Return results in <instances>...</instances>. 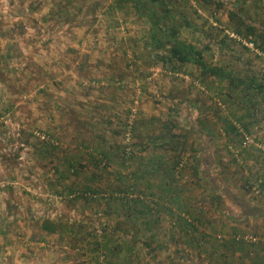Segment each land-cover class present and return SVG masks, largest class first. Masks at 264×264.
Masks as SVG:
<instances>
[{
	"label": "rangeland",
	"instance_id": "374dc122",
	"mask_svg": "<svg viewBox=\"0 0 264 264\" xmlns=\"http://www.w3.org/2000/svg\"><path fill=\"white\" fill-rule=\"evenodd\" d=\"M167 1L173 7L167 27L177 31L180 43L199 49L208 64L220 67L225 72L222 82L203 79L192 64H175L168 46H154L153 26L132 2L0 0V264H92L93 234L99 235L102 226L111 232L123 221V209L117 212L103 197L72 199L69 192L85 184L94 169L96 189L129 184L130 171L144 169L152 154L137 151L142 161L122 165L127 131L130 141L135 135L137 150L146 139L160 142L156 136L171 122L195 148L205 178L199 186L183 178V198L194 212L204 210L208 223L198 226L193 236L196 248L173 245L182 254L178 260L176 252L149 258L137 231L130 228L138 241L130 264L146 259L149 264H246L248 252L209 249V242L202 244V233L264 237V97L259 94L250 101L239 89L230 90V84L241 80L264 85V58L231 36L253 41L245 32L236 34L235 22L228 19L229 11L237 10L264 32V2ZM71 115L78 124H72ZM225 123L244 134L238 129L227 134ZM81 139L93 160H106V169L97 164V169H83L84 174L69 173L63 155H84ZM157 153L165 161L172 156ZM60 165L65 176L58 181ZM259 181L255 194L251 186ZM212 188L221 197L220 208L209 200ZM159 216L160 236L167 238L172 221L164 209ZM43 220L68 229L62 235H45L39 228ZM103 264L125 260L121 255Z\"/></svg>",
	"mask_w": 264,
	"mask_h": 264
},
{
	"label": "trees",
	"instance_id": "16d2710c",
	"mask_svg": "<svg viewBox=\"0 0 264 264\" xmlns=\"http://www.w3.org/2000/svg\"><path fill=\"white\" fill-rule=\"evenodd\" d=\"M126 2H132L133 6L143 9L142 16L149 20L150 24L153 26V34L150 38L153 40L154 46L163 47L168 50L169 59L174 61L177 65L192 64L200 72L203 79L214 78L219 82H222L225 78V72L217 66L208 64L203 56L202 51L196 49L193 46H186L179 42L177 37V31L170 27L169 18L170 12L173 7L170 5V1L167 0H125ZM210 1V0H209ZM213 1V0H212ZM211 2V1H210ZM218 8L221 7V2L218 1ZM135 7V8H136ZM138 9V10H141ZM160 15H159V14ZM228 19L234 23L235 33L242 34L245 32L244 36H248L253 39L254 44L264 53V32L259 30L257 27L247 23L245 18L237 11L230 10L228 13ZM163 26L165 31L162 30ZM153 48V46H152ZM231 83V79L229 81ZM232 87V88H231ZM110 89H114L112 84L109 86ZM242 93L250 101L256 98L259 94L264 97V85L262 83H256L255 80H241L237 85L230 84V90L232 92ZM264 101V99H263ZM72 124H78V118L75 116L69 118ZM152 122L154 120L152 119ZM71 123H68L70 126ZM225 130L227 134L236 132V127H233L230 123H225ZM242 125V124H241ZM243 129L247 130V124L242 125ZM77 127V125L75 126ZM135 128V127H134ZM162 131L158 133L156 139H160V142L155 143V139H146L143 147H139L135 150V140L133 138L129 145H124L121 150V163L125 167L131 166L133 161L141 159L137 158V151L144 152L149 151L152 154V160L148 161L146 167L142 170L133 169L130 171L129 177L132 178L129 184H121L118 187L112 188L107 185L102 190L96 189L92 184L96 180L95 169L92 174H89L86 179L85 184L76 185L75 188L69 192L72 199H83V200H96L99 197H103L102 200L105 204H111L117 212H120L118 208L123 209L122 222L116 223L115 227L109 232L102 226L100 229V234L96 233L93 236L96 238L93 244V248L89 250L91 253V263L92 264H103L109 263L114 258L121 257L123 255L125 264H130V256L134 253L137 239L141 242L139 245H143L146 254L149 258L157 257L156 254L166 253V256L171 254H176L175 257L178 259L182 258V254L173 251V245H186L191 248H196L199 246L198 239L193 237L196 235V230L201 224H207L206 212L202 210L200 212H194L193 208L187 204V201L183 198L184 185H182L183 178L190 179L194 185L199 186L200 183L205 179L200 173V162L198 157H196L195 148L192 145L189 147L187 143V137L178 133V127L176 123L171 122L170 125H163ZM81 130V127L76 128ZM84 139H81L79 143V148H85L86 143ZM54 144V143H53ZM186 144V145H185ZM137 146V145H136ZM56 146L51 145V149ZM84 155L70 154L68 161L65 160L67 168H69V173L74 174L73 176L79 175L87 167L98 166L108 167L106 160L103 159H92V153L89 152L88 147L84 149ZM165 151L171 152L172 156L169 160L165 161L164 155L161 153L155 154V151ZM188 152V158L184 159L182 155ZM66 155V154H64ZM63 155V156H64ZM136 159V160H135ZM95 163V165H94ZM98 164V166H97ZM55 172H61V169H56ZM137 172H140L137 174ZM63 174V173H62ZM138 175V176H137ZM60 179H63V175H59ZM184 182V181H183ZM111 190V191H110ZM209 197L211 203H214L217 208H220L221 197L214 191ZM149 191V193L147 192ZM59 196H63L59 194ZM157 196L158 200L154 198ZM145 198H149L146 200ZM152 198V199H150ZM159 201V202H158ZM160 206L161 208H157ZM189 206V207H188ZM174 207V208H173ZM162 209L169 213V218L172 221V228L170 232L167 233V238H162L158 230L159 215ZM193 209V210H192ZM153 211L151 214H149ZM176 211L178 212L176 214ZM229 218V216H228ZM162 221V219H160ZM41 233L45 235L59 234L62 235L68 229L62 226L59 222L43 220L39 225ZM130 228H134L137 231V239L135 241L132 239L131 235L133 232H129ZM141 230V233H138ZM165 230V229H164ZM123 231L121 235L117 236V232ZM242 232H233L226 234L227 236H218L216 233L206 235L208 233H202V244L209 242V249L224 250L231 254L239 253L240 255H245V252L256 253L253 257L248 259L246 264H264V243H244L241 241H236L234 236ZM139 235V237H138ZM135 237V236H134ZM181 239V240H179ZM207 240V241H206ZM173 241L172 244L169 242ZM180 242V244H178ZM211 242V243H210ZM201 243V242H200ZM207 244V243H206ZM253 246V247H252ZM176 252V253H175ZM212 252V251H210ZM262 252V253H261ZM213 254V253H212ZM210 256V254L208 255ZM175 258V259H176ZM101 260L104 262L101 263ZM143 264H149L148 260ZM150 261V260H149ZM138 264H142L139 262Z\"/></svg>",
	"mask_w": 264,
	"mask_h": 264
},
{
	"label": "built area",
	"instance_id": "2783aa9c",
	"mask_svg": "<svg viewBox=\"0 0 264 264\" xmlns=\"http://www.w3.org/2000/svg\"><path fill=\"white\" fill-rule=\"evenodd\" d=\"M264 2V0H262ZM232 37L234 38H237L244 47L248 48L250 51L254 52L257 56L259 57H262L264 58V53L258 48L256 47V45L254 44V41L252 40H245V39H240L239 37H237L236 35H233L231 34ZM238 131L243 133V130L240 129L239 127H237ZM127 135H125L126 137V145H129L130 144V139H131V133L130 131L128 130ZM244 134V133H243ZM43 138V137H42ZM45 139V137H44ZM245 141L246 142H251V139L247 136L244 137ZM259 185H260V181L258 183H253L252 186H251V189L254 191L255 194H259L260 192V188H259ZM235 240L236 241H241V242H244V243H258V242H263L264 243V237L262 236H257V235H254V234H246V233H238L234 236Z\"/></svg>",
	"mask_w": 264,
	"mask_h": 264
},
{
	"label": "crops",
	"instance_id": "0c3cea01",
	"mask_svg": "<svg viewBox=\"0 0 264 264\" xmlns=\"http://www.w3.org/2000/svg\"><path fill=\"white\" fill-rule=\"evenodd\" d=\"M64 123H65V121H63V125H64ZM65 126V125H64ZM68 155H64V158H63V160H66V161H68ZM63 163V162H62ZM58 168L57 169H61L62 170V166L60 165V167L59 166H57ZM63 173V174H62ZM59 175H63V177L65 176V172L64 171H62V172H56V176H57V178H58V181L60 180V178L61 177H59ZM236 254H239V253H236ZM235 254V255H236ZM256 253H254V254H252V253H247V256H246V258H247V263H248V259L250 260V258L251 257H253L254 255H255ZM240 255V254H239Z\"/></svg>",
	"mask_w": 264,
	"mask_h": 264
}]
</instances>
